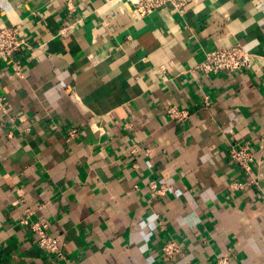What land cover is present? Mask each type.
<instances>
[{
	"label": "crops",
	"instance_id": "0c3cea01",
	"mask_svg": "<svg viewBox=\"0 0 264 264\" xmlns=\"http://www.w3.org/2000/svg\"><path fill=\"white\" fill-rule=\"evenodd\" d=\"M18 23L24 77L0 56V264H264V65L195 69L233 44L264 63V0L144 18L127 0H0V27ZM233 145L253 150L251 174ZM28 212L64 258L39 248ZM172 239L183 253L166 259Z\"/></svg>",
	"mask_w": 264,
	"mask_h": 264
},
{
	"label": "built area",
	"instance_id": "2783aa9c",
	"mask_svg": "<svg viewBox=\"0 0 264 264\" xmlns=\"http://www.w3.org/2000/svg\"><path fill=\"white\" fill-rule=\"evenodd\" d=\"M200 0H127L132 6L136 18H144L164 5H171L175 10L184 14L188 5ZM68 8H72L73 0H66ZM68 27L62 28L60 33L68 31ZM31 48L28 38L22 33V24H12L0 27V56L6 62H9L14 69L15 74L23 78L25 75L24 64L16 59V54L23 50ZM264 62V58L262 59ZM264 65L252 52L247 50L241 44L224 45L216 47L208 52L205 58L195 66V69L205 74H218L221 72H232L238 70H250L257 65ZM0 109L4 106L0 101ZM167 113L170 117L179 120H185L189 116V111L176 106H169ZM79 134L77 128H71L68 135L75 137ZM230 158L246 174H251L255 155L249 145H233L229 149ZM249 183L256 184L257 180L251 178ZM237 187L242 188V183H235ZM151 188L158 194H164L168 188L165 184L151 183ZM20 223L26 225L30 232L35 236L39 248L45 252L64 258L61 250L60 239L57 234L49 232V222L46 220H32L30 214L23 216ZM183 253L182 244L176 240H168L162 246V254L166 259L174 258ZM216 264H232L231 256L221 255L218 257Z\"/></svg>",
	"mask_w": 264,
	"mask_h": 264
}]
</instances>
